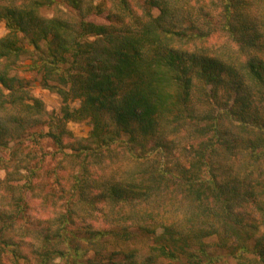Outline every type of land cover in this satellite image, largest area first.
<instances>
[{
    "label": "trees",
    "instance_id": "1",
    "mask_svg": "<svg viewBox=\"0 0 264 264\" xmlns=\"http://www.w3.org/2000/svg\"><path fill=\"white\" fill-rule=\"evenodd\" d=\"M54 1H0V21L5 20L9 30L0 37V61H5L0 68V111H6L0 114V146L8 145V140L4 142L8 132L12 129L20 131L26 120L21 114L10 113L12 109L8 112L9 106L19 112L38 111L39 100L26 102L29 96L21 92L25 86L23 79L11 73L17 61L24 54H29L32 59L30 67L41 69L45 76L56 74L58 77V83L50 88L62 96L66 105L63 120H93L91 134L99 146L117 139L122 132H130L134 150L141 143L134 133L143 136L163 134L169 130L177 133L179 120L189 117L198 121L191 96L194 79L199 77L205 83L202 91L214 104L218 101L216 91L220 84L226 86L225 90L233 91V104L243 101L234 104V109L231 104L229 109H233L230 113L243 114L239 128L248 133V141L243 143L249 152L244 155L243 151H237L235 138L226 136L231 131L221 128L220 136L226 138L221 149L211 141L201 143L189 159V166L180 164L173 169L168 164H150L149 169H142L145 173L142 183H138L134 172L125 181L110 177L103 182L84 179L81 184L78 180L81 189L78 203H68L65 210L55 216V222L53 219L31 220L32 215L28 218L29 223L35 225V239L41 237L43 240L40 264H56L57 258L61 260L59 264H80V258L87 251L83 250L81 242H86V239L96 253L89 260L90 264H105L97 257L106 259L103 251H109V238H100L110 234L115 238H130L134 220L139 229L152 235L149 237L152 241L149 255L141 261L135 250L120 249L118 254L122 258L117 261L114 260V249H111L106 264H153L159 256L169 258L172 264L214 263L217 256L212 254L208 241L212 237L216 239L213 246L228 250L237 264H264V233L259 232V226H264V122L258 120V111L251 112L249 99L253 93L248 86L249 82L257 81L264 88V32L247 21L256 23L259 17L255 2L238 0L224 6L225 22L221 28L230 32V37L239 47L251 55L245 56L240 67H236L224 65L214 57L215 54L209 57L207 52L210 49L205 45L192 46L196 39L206 41L209 33L181 26L183 20L176 18L177 9L172 7L179 0H140L137 4L141 5V13L140 9L137 11L132 6V0H118V3L114 0V6L98 3L91 7L90 12L83 9L85 0H66L82 13H95L94 16L97 14L103 18L101 22L84 18L81 31L74 37L75 30L70 28L67 19L40 15L41 6L52 7ZM152 6L159 9L158 15L152 13ZM20 33L24 34L23 38ZM87 35L94 36V39L81 40ZM24 38L28 39L27 45ZM4 90L8 91L7 94ZM262 95L260 101L264 102ZM70 98H81V106L69 108ZM103 112L108 113L114 123L112 131L107 130L109 120L102 119ZM11 122L14 125L9 126ZM48 135L60 139V134L54 131H49ZM236 154L239 155L238 173L243 172L244 179H240V174L233 168H225L230 157ZM140 164L145 165V162ZM204 171L205 176L197 175ZM220 176L232 181L223 182L219 180ZM18 181L8 178L11 188L29 184L26 177L20 180L22 184ZM151 197L152 201H160L161 198L163 204L170 206L168 212L160 215L163 218L159 222H148L152 215L137 214L136 208L126 212L120 209L126 205L130 208L135 206L136 199ZM100 200L119 206L115 208L118 213L115 225L113 220L115 229H92L83 223H75L79 213L77 215L74 206L80 203L82 209L91 206L89 211H93L98 209ZM244 200L247 203L248 200L254 201L255 206H251L256 207L260 215L244 207ZM1 205L9 206L6 210L0 209V243L8 246L3 234L25 215L26 201L14 194ZM180 207L186 210L181 212ZM110 212L114 214V208ZM55 224L58 225L53 228ZM80 233L85 236L78 238ZM252 239L256 240V255L262 262L251 261L246 256L250 251L246 242ZM56 244H65V248Z\"/></svg>",
    "mask_w": 264,
    "mask_h": 264
},
{
    "label": "rangeland",
    "instance_id": "2",
    "mask_svg": "<svg viewBox=\"0 0 264 264\" xmlns=\"http://www.w3.org/2000/svg\"><path fill=\"white\" fill-rule=\"evenodd\" d=\"M0 1L7 2L9 0ZM117 1L116 3L119 2ZM139 1L132 0L130 2L135 10L138 11L140 9L139 12L141 13V5L138 6L137 4ZM236 1L238 0H179L177 3L174 2L172 7L177 9L175 12L176 18L183 20L181 26L187 25L193 28V31L199 29L209 33V38L206 41L201 42V39H196V44L192 45L193 47L205 45V47L210 49L207 52L209 57H211L210 54H215L214 57L224 65L240 67V62L246 59L245 56L251 55L239 47V44L230 37L232 36L230 32L221 28L225 22V4L235 3ZM253 1L259 9V17L256 23L249 19L247 21L253 27L258 26L260 32H264V14H262L264 12V0ZM84 2L85 7L83 9H89L88 12L92 11L91 7L98 3L114 6V0H85ZM175 4L176 7L174 6ZM39 11L40 15L46 18L57 17L67 19L70 28L75 30L73 37L78 34L79 30L81 31V21L84 18H93L94 21L99 22L103 20L97 14L94 16L93 14L95 13H82L72 7L66 0H55L52 7L41 6ZM152 13L158 15L159 9L152 6ZM209 23L212 27H209ZM209 29L210 31H208ZM8 32L5 20L0 21V37L6 35ZM19 36L23 38L24 34L20 33ZM25 38L23 42L27 45L28 39ZM93 39L94 36L87 35L83 36L81 40ZM29 48L32 49V47ZM22 57L14 65L11 73L13 76L15 75L23 79L25 86H23L24 90H21V92L23 95L29 96V98L26 96V102L34 103L35 99H38L40 103L36 113H34L35 109L33 111L26 110L19 112L15 107L10 106L8 110L9 112L12 109L10 113L14 115L21 114L26 120L23 121L20 131L12 129V131L8 132L4 140L6 143L8 140V145L2 144L0 146V209H8V205L6 207L1 204L6 199H11V196H14V194L23 202L26 201V206L23 213L25 215L18 218L14 226L5 230L3 234L8 246L0 243V264L41 263L39 254L42 252L41 244L43 240L41 237L35 239L36 237L33 235L35 234L33 231L35 225L33 222L29 223L30 220L28 218L32 215L31 220L34 218L36 220L53 219V222H55L57 220L55 216L63 212L68 203L71 204L70 202H77L79 200L81 189L79 188L80 184L78 180H81V184L84 179H88L90 182L91 180L103 182L106 178L110 177L112 180L120 178V180L125 181L130 179L131 174L134 172L133 174L139 180L138 183H142L145 176L142 169H149L148 166L150 164H162V166L168 164V167H172L173 169L180 164L189 166V159L200 148L201 143H210L211 141L212 144L216 143L219 149H221V144L226 139L220 136L222 133L221 128L227 129L228 132L231 131L226 136L230 139L235 138L234 143L238 145L237 151H243L244 155H247L246 152H249V150L245 149V143H243V141H248V133L239 128L240 120H243L241 119L243 114L230 113V110L236 108L234 104L237 105L243 101L233 104L234 96L231 94L233 91L225 90L226 86L220 84L216 91L218 101L217 104H214L212 99L202 91L205 83L199 77H195L194 79V88L192 89L191 96L192 107L195 114L199 116L198 121H195L194 118L191 120L189 117L179 120L181 122H178L179 130H177V133L170 130L167 133L149 136L134 133L139 138L138 142H141L134 150H132L133 146L130 143V132H122L117 139L99 146L91 134L93 120L89 118L83 120H63L66 105H64L62 96L55 89L50 88L51 85L58 83L59 79L56 74H52L51 77L45 76L41 69L30 67L32 59L29 54H26V56L24 54ZM4 63L5 61L2 59L0 61V68L4 66ZM223 75L225 76L226 74L223 73ZM248 86L253 93V95H250L252 98L249 99L251 102V112L256 113L258 111V120L263 123L264 102L260 101L263 96L262 94H264L263 85L257 81H252L248 83ZM4 92L7 94L8 91L4 90ZM81 100V98H70L67 105L71 109H78L81 106ZM231 104L233 105V109H229ZM4 113L6 111H0V114ZM102 119L109 120L107 130L112 131L114 123L109 119L108 113L103 112ZM102 119L101 122H103ZM11 124L14 125L13 122L8 125L11 126ZM234 124H236L235 127ZM49 131L59 133L60 139L57 140L49 136ZM166 142L168 144H164ZM140 155H143V157L138 158ZM237 158H239L237 154L230 157L228 163L225 164V168H233L238 173L240 165ZM140 162H145V165L140 164ZM15 168L18 169L15 170ZM242 173H238L240 174L239 177L241 176L240 179L245 178V175H242ZM197 175L203 177L206 175V172L204 171ZM24 177L29 181L28 186L18 185L15 188L10 187L8 178L14 181L19 179L18 182L22 184L20 180H23ZM218 178L223 182L232 181L231 178L225 179L224 176ZM242 191L244 192L245 189L242 188ZM157 194L158 192L154 198ZM246 198L249 199L248 196ZM151 199L153 198L136 199L135 206H132L133 208L126 205L120 209L122 212H126L127 210L136 208V212H134L137 214L150 213L152 215V217L148 218V222H159L163 218L160 215L168 212L170 206L163 204L161 198L160 201L159 199L156 201H152ZM243 203L244 207L247 206L251 211L258 213L256 207L251 206H255L256 203L254 201L248 200L247 203L244 200ZM245 203L248 205H245ZM97 206L98 209H94L93 211L92 209L89 211L91 206L82 209L80 203L74 206L77 210V215L79 213L75 218V223H83L92 229H115V226L113 227V220L115 225V216L118 215L115 208H119V206L115 207L102 200L97 202ZM113 208L114 214H111L110 211ZM185 210V208L180 207L181 212ZM257 215H260V213ZM139 224H141L140 221ZM57 225L55 224L53 228H56L55 226ZM137 226L135 220L132 221L130 228L133 231V236H130L128 239L123 237L115 238L113 234H110L111 236H102L100 240L109 238L107 243V245L109 244L107 247L109 251H103L106 259H103V256H98L97 260L101 259V263L105 262L106 264L108 260L107 256L109 257L111 249H114V260L118 261L122 258V255L118 254V250L127 251L132 249L135 250L137 257L143 261L151 251L152 241L149 237H152V235L142 231ZM259 232L264 233L263 225L259 226ZM84 236V233H80L77 237L83 238ZM56 240H59V238H56ZM215 240L214 237L208 240L212 254L217 256V261L210 264H237L234 255L227 253L228 250L213 246ZM255 243V239L246 242L250 249L246 256L248 255L251 261L262 262L258 259V255H256ZM81 244L83 250L87 249V251L80 258L79 262L80 264H90L89 260H92L96 256L95 250L93 247H89L88 239H86V242H81ZM48 245L51 246L50 244ZM62 245L65 248V244H56L57 247H62ZM13 249L16 252H13ZM55 262L59 264L61 260L57 258ZM172 262L169 258L159 256L153 264H172Z\"/></svg>",
    "mask_w": 264,
    "mask_h": 264
}]
</instances>
